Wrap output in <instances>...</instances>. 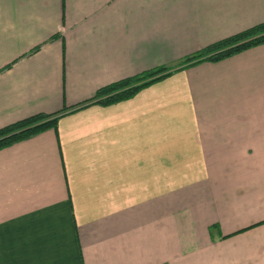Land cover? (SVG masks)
I'll return each mask as SVG.
<instances>
[{
    "label": "crops",
    "instance_id": "obj_1",
    "mask_svg": "<svg viewBox=\"0 0 264 264\" xmlns=\"http://www.w3.org/2000/svg\"><path fill=\"white\" fill-rule=\"evenodd\" d=\"M264 23V0H0V128ZM0 264H264V45L0 151Z\"/></svg>",
    "mask_w": 264,
    "mask_h": 264
},
{
    "label": "trees",
    "instance_id": "obj_2",
    "mask_svg": "<svg viewBox=\"0 0 264 264\" xmlns=\"http://www.w3.org/2000/svg\"><path fill=\"white\" fill-rule=\"evenodd\" d=\"M263 45L264 23H261L205 47L197 54L185 58L176 67L157 68L104 86L97 91L94 98L80 106L65 108L53 114H36L0 128V151L49 130L58 134L59 121L66 115L90 106L110 107L134 99L143 90L172 77L175 73L204 62L218 63Z\"/></svg>",
    "mask_w": 264,
    "mask_h": 264
}]
</instances>
